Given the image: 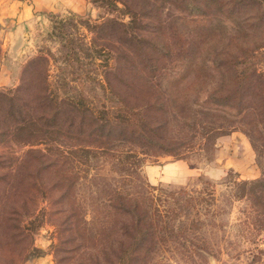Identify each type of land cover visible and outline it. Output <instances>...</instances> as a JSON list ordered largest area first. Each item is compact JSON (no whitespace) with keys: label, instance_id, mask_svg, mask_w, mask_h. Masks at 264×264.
Wrapping results in <instances>:
<instances>
[{"label":"rangeland","instance_id":"obj_1","mask_svg":"<svg viewBox=\"0 0 264 264\" xmlns=\"http://www.w3.org/2000/svg\"><path fill=\"white\" fill-rule=\"evenodd\" d=\"M9 36L0 264H264L261 0H61Z\"/></svg>","mask_w":264,"mask_h":264},{"label":"crops","instance_id":"obj_2","mask_svg":"<svg viewBox=\"0 0 264 264\" xmlns=\"http://www.w3.org/2000/svg\"><path fill=\"white\" fill-rule=\"evenodd\" d=\"M61 0H0V22L5 24L0 25V39L4 43L12 40L9 34L17 32L30 22L31 19L35 18L37 14L43 13L53 7H57ZM229 159H226L228 162ZM224 162V161H223ZM225 163L223 164V166ZM169 178L173 176V179L178 178V173L183 168L182 161L174 160L164 163L159 166ZM222 170L223 167L221 166ZM218 167H213L208 170L211 174L220 171ZM152 170V169H151ZM32 264H43L41 259L34 260Z\"/></svg>","mask_w":264,"mask_h":264},{"label":"trees","instance_id":"obj_3","mask_svg":"<svg viewBox=\"0 0 264 264\" xmlns=\"http://www.w3.org/2000/svg\"><path fill=\"white\" fill-rule=\"evenodd\" d=\"M261 1L264 3V0H261ZM185 7H186V9L189 10L190 12H193V11H195V12H200V11H201V7H200L199 5H197V3H193L192 1H186V2H185ZM72 49H73V48H72ZM60 52H61V54L64 56L65 59H67V60H70L69 58H72V59H73V57L71 56V53H70V48L68 47V44H67V43H65V42L62 43V48H61ZM73 52L75 53L74 50H73ZM70 56H71V57H70ZM75 57H77V55H75ZM64 77H65V75L61 76V77L59 78V80L63 81V80H64ZM104 91H105V90H103V93H104ZM234 92H236V91L233 90V91H231L230 93H227L226 95H223V97H220L219 99H216V102H218V103H227V102H229V101L231 100L232 95H233ZM110 93H111L112 95H114V94L112 93V90L110 91ZM105 96L108 97V95H107L106 93H105ZM116 96H117V98H118L119 101L122 100L121 97L119 96V94H117ZM118 96H119V97H118ZM108 98H112L111 100H113V97H108ZM71 102H72V105H73V106H76L77 103H75V102H73V101H71ZM73 103H74V104H73ZM79 108H80V107H79ZM58 113H60V111H56V110H55V112L53 113V116L56 117V116L58 115ZM53 116L50 115V117H49V118H52V119H51V122H53V121H52L53 119H54V120H57V118H53ZM83 119H85V117H83ZM103 127H104V125H100V128H103ZM131 132H132L133 134H137V135L141 134V131H140L138 128H136V127H132V128H131ZM134 136H136V135H134ZM142 136L145 138V139H144V142H145V143L150 144V145H152L153 147H157V148H160V149H162V150H165V151H167V152H169V153H173V150H172V149H170L169 147H167V146L164 145L163 143L157 141L156 139L151 138V137H145L144 135H142ZM142 233H143V232H142Z\"/></svg>","mask_w":264,"mask_h":264}]
</instances>
